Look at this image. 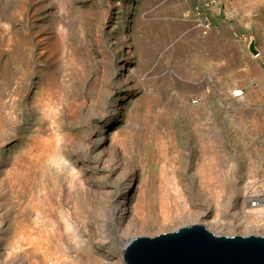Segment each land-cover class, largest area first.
<instances>
[{
  "label": "rangeland",
  "instance_id": "1",
  "mask_svg": "<svg viewBox=\"0 0 264 264\" xmlns=\"http://www.w3.org/2000/svg\"><path fill=\"white\" fill-rule=\"evenodd\" d=\"M199 1L0 0L3 157L13 158L21 148L14 133L25 140L51 136L66 145L62 151L72 167L92 172L84 190L105 179L100 169L113 171L112 193L128 184L127 196H114L110 209L103 201L105 213L95 209L93 221L83 218L85 231L113 240L95 245L110 264H125L122 254L109 252L113 244L125 247L124 227L135 229L127 241L154 237L201 224L212 208L226 222L216 235L248 236L241 222L264 221L241 195L245 191L248 201L264 191V0H228L213 12L207 36L193 22ZM216 24L229 26L236 47V71L227 76L212 33ZM76 36L81 46L72 44ZM82 54L88 67L79 75L73 67ZM235 90L241 94L234 96ZM152 127L159 133L149 132ZM206 165L218 182L207 183ZM142 190L153 196L166 190L176 200L170 206L174 223L159 231L138 229L151 225L132 211ZM253 235L264 236V226Z\"/></svg>",
  "mask_w": 264,
  "mask_h": 264
},
{
  "label": "bare ground",
  "instance_id": "2",
  "mask_svg": "<svg viewBox=\"0 0 264 264\" xmlns=\"http://www.w3.org/2000/svg\"><path fill=\"white\" fill-rule=\"evenodd\" d=\"M72 44L81 46L80 39L73 37ZM76 63L82 65V69H78L77 64L73 67L79 75L86 71L88 61L83 54L77 58ZM240 94L241 92L236 93L237 96ZM3 117L0 105L2 133L7 128ZM112 128L108 127L106 132ZM149 132L158 134L159 130L152 127ZM14 138L21 143V148L13 158H4L0 148V264H110L105 261L104 252H98L101 249L96 250L95 245L105 246L113 240L101 231H85L83 218L87 217L93 221L91 218L94 216V210L100 209L103 201L107 202V209H110L114 196H127L128 184L123 186L119 193H112L110 188H116L117 182L111 183L108 178L113 171L100 169V172L105 174V179L96 181L94 190H84L85 177L88 175L87 180L92 181V172L86 168L83 170L72 167L68 162L69 158L62 151L66 145L60 144L51 136H33L25 140L14 133ZM156 142L167 150L163 137L157 135ZM144 144L143 151L148 154L150 146ZM85 146L87 145L83 143L80 149ZM212 168L206 165L205 177L209 185L218 182ZM163 171L164 166H161L160 175H165ZM114 172L117 173L118 170L115 169ZM154 185L152 183L153 187ZM165 192L167 191L163 190L161 195L153 196L150 191H141L132 211L140 222L149 219L151 225H139L138 229L154 228L159 231L160 228L174 223L170 206H175L176 200L164 194ZM244 193L245 191L241 192L243 205L247 206L248 201ZM95 198L97 200L93 201ZM101 209L102 213L106 212L105 208ZM255 212L264 214V208H258ZM206 213L211 216L206 219L201 217L198 222L201 221L209 231L219 233V228L226 222L214 216L215 208ZM76 220L80 226L75 225ZM111 220L115 223L112 211ZM241 224L247 229L248 235H253L256 230L262 229L264 221L254 225L245 221ZM241 224L233 223V226L236 228ZM134 230L129 227L121 228L122 239L128 243L130 240L127 239L132 238ZM123 251L124 247L119 248L113 244V249L109 252L123 255ZM120 263L124 264L122 259Z\"/></svg>",
  "mask_w": 264,
  "mask_h": 264
},
{
  "label": "water",
  "instance_id": "3",
  "mask_svg": "<svg viewBox=\"0 0 264 264\" xmlns=\"http://www.w3.org/2000/svg\"><path fill=\"white\" fill-rule=\"evenodd\" d=\"M251 51L257 54L254 45ZM123 257L125 264H264V236L216 235L203 224H193L133 238Z\"/></svg>",
  "mask_w": 264,
  "mask_h": 264
},
{
  "label": "built area",
  "instance_id": "4",
  "mask_svg": "<svg viewBox=\"0 0 264 264\" xmlns=\"http://www.w3.org/2000/svg\"><path fill=\"white\" fill-rule=\"evenodd\" d=\"M227 1L228 0H200L195 6L192 15L193 22L202 35L207 36L211 33L214 28L213 12L217 10L220 13L222 9H224ZM237 92L240 91L235 90L233 95L237 96ZM198 103V98L193 100V104ZM247 206L253 211H256L258 208H264V191L252 194L248 200Z\"/></svg>",
  "mask_w": 264,
  "mask_h": 264
},
{
  "label": "crops",
  "instance_id": "5",
  "mask_svg": "<svg viewBox=\"0 0 264 264\" xmlns=\"http://www.w3.org/2000/svg\"><path fill=\"white\" fill-rule=\"evenodd\" d=\"M212 33H213V37H216L219 42L218 44L219 58H220L219 66L221 67L223 74L225 76H227L228 74H234L236 71V64L234 60H237V54H236L235 44L234 43L230 44L231 41L229 40V38L231 37L230 36L231 31L229 26H226L225 24L222 25L216 24L214 32ZM205 43L208 44V42L205 41L201 42L203 47L205 46Z\"/></svg>",
  "mask_w": 264,
  "mask_h": 264
}]
</instances>
